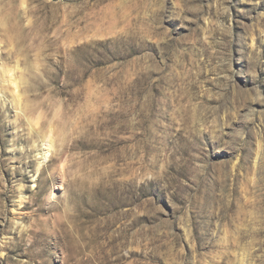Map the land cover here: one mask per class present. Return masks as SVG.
<instances>
[{"label":"rangeland","instance_id":"374dc122","mask_svg":"<svg viewBox=\"0 0 264 264\" xmlns=\"http://www.w3.org/2000/svg\"><path fill=\"white\" fill-rule=\"evenodd\" d=\"M0 264H264V0H0Z\"/></svg>","mask_w":264,"mask_h":264},{"label":"bare ground","instance_id":"6f19581e","mask_svg":"<svg viewBox=\"0 0 264 264\" xmlns=\"http://www.w3.org/2000/svg\"><path fill=\"white\" fill-rule=\"evenodd\" d=\"M12 78V77H11ZM10 78V85H12V90L13 92H17L19 91V88H18V84L17 82H15L13 79ZM45 147L42 149V152H40V160L39 163H38V168L43 165V163L49 159L50 160V157H49V152L50 150L53 148V142L52 140L50 139H47V140H44L43 141V144ZM39 152V151H38ZM52 160V159H51ZM20 204H21V201H20Z\"/></svg>","mask_w":264,"mask_h":264}]
</instances>
